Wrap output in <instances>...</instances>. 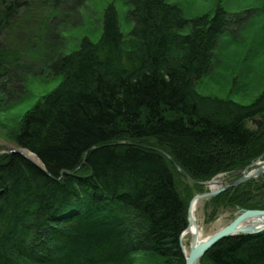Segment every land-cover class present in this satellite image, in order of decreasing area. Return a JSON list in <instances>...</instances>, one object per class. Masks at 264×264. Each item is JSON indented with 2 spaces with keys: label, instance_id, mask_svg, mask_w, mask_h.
Wrapping results in <instances>:
<instances>
[{
  "label": "trees",
  "instance_id": "trees-1",
  "mask_svg": "<svg viewBox=\"0 0 264 264\" xmlns=\"http://www.w3.org/2000/svg\"><path fill=\"white\" fill-rule=\"evenodd\" d=\"M28 1L0 0V36ZM130 4L135 48L124 45L109 5L98 41L84 37L46 66L63 80L13 135L42 167L19 152L0 155V264H117L140 252L186 264L180 236L194 194L183 192L180 175L200 193L219 174L264 159V91L243 105L195 88L227 12L186 18L167 0ZM22 58L0 41V93L23 84ZM261 179L212 200L264 209L254 200ZM201 264H264V232L220 240Z\"/></svg>",
  "mask_w": 264,
  "mask_h": 264
},
{
  "label": "rangeland",
  "instance_id": "rangeland-1",
  "mask_svg": "<svg viewBox=\"0 0 264 264\" xmlns=\"http://www.w3.org/2000/svg\"><path fill=\"white\" fill-rule=\"evenodd\" d=\"M167 1L178 5L186 18L212 16L218 7L227 12L229 24L219 37L212 65L196 82L195 88L202 95L234 100L243 105L253 103L264 91V0ZM109 5L118 10L124 45L135 48L137 42L131 35L134 22L130 17V0H29L19 15L9 21L0 41L10 43L23 52L18 68L26 81L21 87H12L11 94L0 93V155L17 148L27 151L15 143L13 135L18 131L26 111L63 80L61 75L49 74L46 66L54 56L77 50L84 37L98 41L103 32V14ZM7 34L13 35L9 38ZM242 174L243 171L237 174L225 172L216 178L224 187L237 181ZM260 176L263 180L264 173L255 178ZM180 177L183 192L189 190L194 194L189 205L196 196L209 191V186L204 185L205 191L199 193L192 181ZM214 197L201 200L196 211L200 241L229 225L244 210L231 203L214 204ZM254 200L264 201V193ZM183 241L185 248L190 250L194 237L189 235ZM17 259L22 264H40L29 259ZM117 264L166 263L159 256L140 252Z\"/></svg>",
  "mask_w": 264,
  "mask_h": 264
},
{
  "label": "water",
  "instance_id": "water-1",
  "mask_svg": "<svg viewBox=\"0 0 264 264\" xmlns=\"http://www.w3.org/2000/svg\"><path fill=\"white\" fill-rule=\"evenodd\" d=\"M12 152H19V153L25 155L26 157L30 158L27 154H25L23 152L22 148H17L15 150H13ZM34 162L36 164H38L39 166H41V163L36 162V161H34ZM256 164H258V163L253 162L250 166L246 167L244 169L243 175L237 181L233 182L232 184L226 185V186L220 188L219 190H217L216 192L204 193V194L198 195L197 197H199L202 200V199L207 198V197L216 196L220 192H222V191H224L230 187H237V186L261 175L262 173H264V164H262L261 166H259L256 169L250 171V168L255 166ZM176 167L178 169H180V167L178 165H176ZM208 185H210V183H208ZM256 217L261 218L259 222H256L257 224L255 223L256 227L254 225L243 226V224L248 222L249 219H253ZM263 220H264V210L244 209L241 212V214L234 221H232L229 225H227L223 229L219 230L215 234L207 237L206 239L201 240L198 244H196L197 238H195L193 236L194 242H193L191 251H190L189 255L185 254L186 255V264H200L201 259L203 258L205 253L210 248H212L217 242H219L220 240H222L224 238L235 236L236 234L263 233L264 232V221ZM190 222H191V212L189 210V223ZM259 223H261V224H259ZM185 234H186V232H185Z\"/></svg>",
  "mask_w": 264,
  "mask_h": 264
},
{
  "label": "bare ground",
  "instance_id": "bare-ground-1",
  "mask_svg": "<svg viewBox=\"0 0 264 264\" xmlns=\"http://www.w3.org/2000/svg\"><path fill=\"white\" fill-rule=\"evenodd\" d=\"M25 154H27L30 158L34 159L35 161L39 162L38 158L31 152H29L28 150H24ZM264 164V162H261L259 163V165H262ZM222 182L220 180H213L211 183H210V191H208L207 193H212V192H216L217 190H219L221 187H222ZM201 199L199 197H195L191 204H190V212H191V222L188 223V227L185 229V231L181 234L180 236V240H181V247H182V250L184 252V254H188L190 253L191 251V248L190 250H187L184 246V239L187 237V236H194L195 238H197L196 240V244H198L200 242V228L198 226V223H197V219H196V211L198 209V206H199V203H200ZM252 210H264V209H252ZM260 217H256V218H253V219H249L248 222L244 223L243 226H252L254 225L256 227V222H259L260 221ZM189 220V218H188ZM264 221V220H263ZM256 223V224H255ZM261 224V223H259ZM186 232V234H185ZM207 253V252H206ZM205 253V254H206ZM204 257V256H203ZM202 260V259H201ZM201 264V263H200Z\"/></svg>",
  "mask_w": 264,
  "mask_h": 264
}]
</instances>
